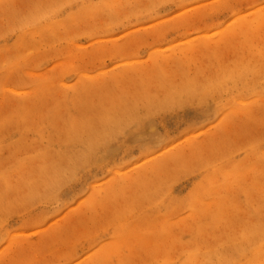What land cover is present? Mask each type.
<instances>
[{
    "label": "rangeland",
    "instance_id": "rangeland-1",
    "mask_svg": "<svg viewBox=\"0 0 264 264\" xmlns=\"http://www.w3.org/2000/svg\"><path fill=\"white\" fill-rule=\"evenodd\" d=\"M0 264H264V0H0Z\"/></svg>",
    "mask_w": 264,
    "mask_h": 264
}]
</instances>
